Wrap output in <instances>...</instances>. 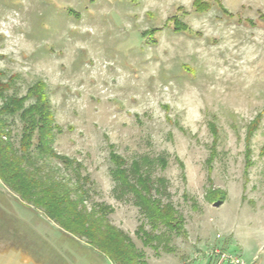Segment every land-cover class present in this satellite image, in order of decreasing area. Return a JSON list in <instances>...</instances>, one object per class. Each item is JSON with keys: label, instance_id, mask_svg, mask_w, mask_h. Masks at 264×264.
Wrapping results in <instances>:
<instances>
[{"label": "rangeland", "instance_id": "rangeland-1", "mask_svg": "<svg viewBox=\"0 0 264 264\" xmlns=\"http://www.w3.org/2000/svg\"><path fill=\"white\" fill-rule=\"evenodd\" d=\"M194 1L0 0L1 83L18 97L47 84L61 128L53 148L88 178L79 208L111 207L108 220L149 264H230L228 255L264 264V0H224L233 17L216 5L200 14ZM174 15L191 31L165 25ZM150 28L160 30L143 36ZM5 118L18 147L23 122ZM112 150L129 165L153 161L144 170L155 196L185 224L184 233H171L172 251L138 236L147 220L131 195L118 198ZM37 166L79 199L71 166L54 158ZM210 192L224 193V202H210ZM17 197L0 181V264H115Z\"/></svg>", "mask_w": 264, "mask_h": 264}, {"label": "trees", "instance_id": "trees-1", "mask_svg": "<svg viewBox=\"0 0 264 264\" xmlns=\"http://www.w3.org/2000/svg\"><path fill=\"white\" fill-rule=\"evenodd\" d=\"M216 5L224 15L233 17L234 14L224 5V0H195V11L202 14ZM250 23H254L249 20ZM165 25H171L175 32H190L191 28L181 16L174 15L167 19ZM160 28H150L143 36H153ZM189 70L190 67L185 66ZM4 73L0 71V97L4 98L0 106V181L18 197V200L31 208L42 211L48 219L58 225L61 232L69 239L86 240L87 245L95 249L103 257L109 258L115 264H149L145 255L140 251L132 238L123 230L114 226L108 220V213L112 208L106 205H97V211L87 213L79 208L86 202V191L80 181L87 177L80 173L81 164L69 157L60 155L53 148L55 129L60 133L61 128L55 124V115L50 104L47 84L39 80L28 89L24 97L16 95L7 96L10 85H3ZM32 99V103L27 102ZM19 115L23 122V129L19 146L11 141V133L7 116ZM258 114L249 125V134L256 130L261 122ZM215 126L214 123H212ZM10 138V139H9ZM112 148H114L111 145ZM54 158L65 166L72 167L77 177L76 188L79 199L70 197L71 191L62 182L51 181V175L42 173V167L37 166L38 159ZM110 160L114 165L112 177L116 184L115 192L118 198L131 195L134 203L139 207L146 223L140 225L137 234L145 246L159 248L163 246L166 251H172L165 246L170 240L171 233L185 232L183 218L179 215L171 202L164 203L155 195L160 190L154 186L152 177L144 170L146 164L153 161L148 157L134 160L131 165L124 156L112 150ZM159 161L166 167L164 157ZM160 185L165 181L159 178ZM208 200L212 203L222 204L224 193L210 192ZM97 212L101 215L97 217ZM149 224L152 231H147L145 225ZM160 226L165 227L160 233ZM158 230V231H157Z\"/></svg>", "mask_w": 264, "mask_h": 264}, {"label": "built area", "instance_id": "built-area-1", "mask_svg": "<svg viewBox=\"0 0 264 264\" xmlns=\"http://www.w3.org/2000/svg\"><path fill=\"white\" fill-rule=\"evenodd\" d=\"M223 257H225L230 264H241L240 262H238V260L235 257L229 255Z\"/></svg>", "mask_w": 264, "mask_h": 264}]
</instances>
